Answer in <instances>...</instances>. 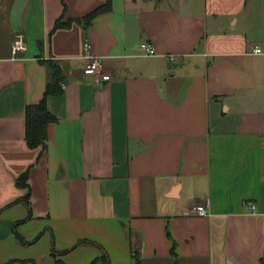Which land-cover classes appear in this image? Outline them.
<instances>
[{
    "label": "crops",
    "instance_id": "1",
    "mask_svg": "<svg viewBox=\"0 0 264 264\" xmlns=\"http://www.w3.org/2000/svg\"><path fill=\"white\" fill-rule=\"evenodd\" d=\"M106 1L0 0V264H264V0H113L85 26Z\"/></svg>",
    "mask_w": 264,
    "mask_h": 264
},
{
    "label": "trees",
    "instance_id": "2",
    "mask_svg": "<svg viewBox=\"0 0 264 264\" xmlns=\"http://www.w3.org/2000/svg\"><path fill=\"white\" fill-rule=\"evenodd\" d=\"M113 0H107L104 4L99 5L89 13H87L83 21L85 22V26H89L93 19L100 14L101 12L108 11L112 7ZM82 21V19L78 20ZM73 22V19H69L67 21L64 20V16H61L57 19L55 22L54 30L62 28V27H69ZM49 69V79L47 82L46 90L44 93L43 98L38 102L34 104H29L26 107L25 117H26V141L30 148L36 149L40 148L41 153H44L45 150L48 147V140H49V133H48V127L49 124L56 122L58 120V117L51 112V110L48 108V98L49 96H56L60 95L64 91V78H63V72L62 67L52 59L48 60H41ZM29 170L22 173L20 176L16 178V184L26 189V194L19 200H16L10 205L20 201L24 200L27 203L31 202V185L29 182ZM86 242H89L87 240H81L79 241L80 244H84ZM55 253V251H53ZM97 261V260H96ZM95 261V262H96ZM57 262H61L60 259L57 260ZM94 264V262H93ZM133 264H139V258L137 256L134 257V263ZM174 264H178V261L176 260Z\"/></svg>",
    "mask_w": 264,
    "mask_h": 264
},
{
    "label": "built area",
    "instance_id": "3",
    "mask_svg": "<svg viewBox=\"0 0 264 264\" xmlns=\"http://www.w3.org/2000/svg\"><path fill=\"white\" fill-rule=\"evenodd\" d=\"M25 48L24 46V41L22 36H18L17 40L15 41L14 44V50L18 51L20 49ZM84 48L86 50V55L89 57V62L86 64L84 68V73L86 75H92L99 77L101 79H106L108 76L104 73L102 69V64L101 61L98 59V57L94 56L91 53V44L90 42L86 41L84 44ZM141 49L143 50L144 54L146 55H154L156 53L155 48L153 45L149 42H143L141 43ZM254 52L260 53L262 52V49L260 47H255ZM193 211L196 212L198 215L205 216L209 213L207 209V205H197L193 207Z\"/></svg>",
    "mask_w": 264,
    "mask_h": 264
}]
</instances>
